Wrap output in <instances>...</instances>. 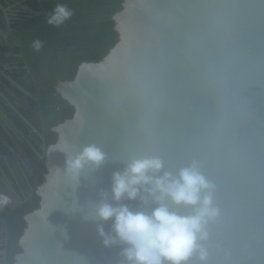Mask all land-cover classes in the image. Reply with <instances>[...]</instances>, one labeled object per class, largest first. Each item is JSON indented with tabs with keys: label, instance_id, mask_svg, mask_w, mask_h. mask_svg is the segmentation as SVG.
Listing matches in <instances>:
<instances>
[{
	"label": "water",
	"instance_id": "water-1",
	"mask_svg": "<svg viewBox=\"0 0 264 264\" xmlns=\"http://www.w3.org/2000/svg\"><path fill=\"white\" fill-rule=\"evenodd\" d=\"M113 19L110 52L57 84L75 114L53 127L15 264H122L123 245L97 232L112 221L95 213L115 203L113 172L146 155L173 172L195 159L215 186L206 258L189 264H264V0H124ZM90 144L104 160L67 173L66 156Z\"/></svg>",
	"mask_w": 264,
	"mask_h": 264
},
{
	"label": "trees",
	"instance_id": "trees-1",
	"mask_svg": "<svg viewBox=\"0 0 264 264\" xmlns=\"http://www.w3.org/2000/svg\"><path fill=\"white\" fill-rule=\"evenodd\" d=\"M123 2L7 0L0 6L1 9L11 4L18 10L23 5L29 12L22 20L7 21L3 27L7 36L0 40V94L11 101L6 107L8 100L0 95V107H5L6 116L0 117V142L4 139L13 145L15 140L25 141L23 151L29 160V168L18 178L25 184L26 197L22 204L10 208L6 217L8 264H15L16 255L23 251L20 238L28 226L25 216L40 207L41 197L36 191L48 172L43 155L45 148L58 140L53 127L75 114V107L57 91V84L74 80L83 62L100 61L115 46L120 35L113 16L123 9ZM58 3L67 5L73 14L63 24L54 26L47 23V18ZM35 40L42 42L38 51L33 48ZM20 111L27 114L29 123L21 121ZM16 127L22 128L25 138L18 139ZM7 148L0 146L1 154L8 155ZM14 164L11 158H0V169L16 189L18 179L11 172V167L17 168Z\"/></svg>",
	"mask_w": 264,
	"mask_h": 264
},
{
	"label": "clouds",
	"instance_id": "clouds-1",
	"mask_svg": "<svg viewBox=\"0 0 264 264\" xmlns=\"http://www.w3.org/2000/svg\"><path fill=\"white\" fill-rule=\"evenodd\" d=\"M67 5L58 3L48 16L47 23L59 26L72 16ZM42 47L40 40L33 48ZM104 152L94 144L85 145L75 155H67L66 172L76 176L86 165H99ZM213 183L203 174L193 159L177 171L164 170L159 156L131 159L122 171L112 174V199L101 203L96 216L111 220L110 231L97 226L105 246L123 245L122 264H189L193 256L206 258L201 241L206 240L207 225L219 214L213 203ZM124 198L142 202L151 199L156 205L151 211L133 210L120 201ZM10 198L0 193V207ZM176 206V207H173ZM183 206L187 211H181Z\"/></svg>",
	"mask_w": 264,
	"mask_h": 264
},
{
	"label": "flooded vegetation",
	"instance_id": "flooded-vegetation-1",
	"mask_svg": "<svg viewBox=\"0 0 264 264\" xmlns=\"http://www.w3.org/2000/svg\"><path fill=\"white\" fill-rule=\"evenodd\" d=\"M4 1H7V0H0V6L2 3H4ZM20 7H21L20 9L14 10V7L11 6V4L9 5L7 4L6 6H3L0 9V40L5 39V37L7 36L6 34L8 32L3 31L4 24H6L7 21L13 22L16 19L22 20L25 17H27V15H29V12L25 6L20 5ZM2 94L0 95L4 96L6 100H8V102H6L5 104L6 107L10 106V103H11L10 98H8V96H6L4 93ZM4 109L5 107H0V117L1 118L6 117ZM19 118L21 119L22 122H25V123L29 121L27 118V114L24 113L23 111H20ZM30 127L33 128V126H30ZM22 128L24 129L25 126H22ZM22 128L16 127L15 129L18 135V139L21 137L22 138L26 137ZM34 130L37 131L35 128ZM24 142L25 141L23 140L22 141L15 140L13 142V145H11V143L8 140H4V139H2L0 142V146L2 147L4 146L6 148L8 147L7 149H9V154H10V155L9 154L4 155V154H1L0 152V158L6 159V161H9L11 158L13 159L15 163L14 165L17 166V168L15 166L11 167L12 168L11 172L13 173L15 179H18L23 174V171L29 168L28 167L29 160L26 158L25 156L26 154L23 151ZM12 184L13 183L8 178L7 173L3 169H0V193H3L10 198V202L6 206L0 207V264H8L7 249H6L7 243H8L7 221H6L7 214L9 213L10 208L13 209L17 207L18 205L22 204V202L24 201L23 200L24 197H26L25 184L20 179H18V188L15 189ZM31 196H32V193L30 194L29 197Z\"/></svg>",
	"mask_w": 264,
	"mask_h": 264
}]
</instances>
